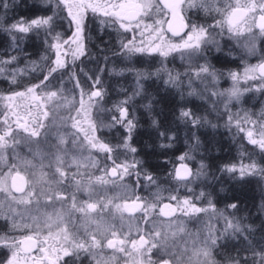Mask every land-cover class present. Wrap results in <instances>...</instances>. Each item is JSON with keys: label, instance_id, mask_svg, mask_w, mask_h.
<instances>
[{"label": "snow or ice", "instance_id": "1", "mask_svg": "<svg viewBox=\"0 0 264 264\" xmlns=\"http://www.w3.org/2000/svg\"><path fill=\"white\" fill-rule=\"evenodd\" d=\"M220 2L221 0H42V6L37 11L50 12V14L35 15L31 19L20 16L6 25L4 17L7 16L10 5L8 0H0V9L4 10L3 16H0V32L8 35L11 50L20 51L21 42L35 34L37 38L43 36L46 51H50L55 57L47 73L40 69L39 74L43 78L39 80V83L31 84L21 91H12L7 95L0 94V100L7 102L28 101V110L24 116L19 113L20 105L6 104L12 116L15 117L14 126L9 122L8 113H5L0 122L3 125L0 128V161H3L4 166L8 168L7 172L0 169L2 173L0 174V193L6 194L9 201L16 205L15 208L10 207L8 214L4 217L6 221H11L9 233L17 231L30 233L21 235L19 239L7 233L0 235V246L9 250L7 259L0 261V264H77V262L83 264L84 259H89L90 264L92 261L95 264H119L121 259H124L126 264H157V259H153L157 254H159V264H249V260L252 264H264V244L259 245L257 250L251 241L245 249L246 252H251L250 256H240L237 250L235 256L228 255L223 262L214 258V251L218 248H226V242L231 237H243L248 241L249 236L256 231L251 225H244L241 218L235 215L240 210L237 203H230L223 209H218L212 193L203 190L199 195L193 194L183 199H180L178 195H171L168 199L174 204L166 203L160 208V215L168 218L167 226L152 223L149 228L148 223L155 219L152 214L161 199L158 192L154 194L155 202L153 203H148L146 198L137 196L135 200L131 202L125 200L121 204L115 203L120 199L119 196H101L99 191L104 186L115 185L117 180L122 182L125 178H131L133 174L137 177V183L143 179L148 186L157 185L156 177L144 170V162L135 158L138 149L131 145L137 120L133 114H130L128 105L135 96L144 92L142 81L150 76L159 77L161 73H166L167 79L164 80V84L179 90L182 99L185 87L189 89L187 93L189 97L195 96L204 100L215 98L211 105L213 111H216V105L221 100L227 111L234 101L240 102L244 92L250 91L247 88L241 90L242 79L264 81V62L245 67L243 74L231 70L225 74L205 58V52L212 47H215L218 52L222 51L221 41L225 39V33L227 40H235L238 46H240V40L244 39L245 43L241 47L249 56L256 54V41H264V0H229L223 8L215 6ZM185 8L203 10L206 16H212L215 13L221 18L207 26L189 23L186 22L187 18L183 14ZM65 10L67 17L61 15ZM89 12L100 19L102 26L115 28L118 25V32L123 30L124 33H133L132 39L119 42L120 52L114 55L123 56L128 61L145 57L151 60L156 56L162 58L160 61L162 66L151 72L136 68H126L116 72L117 75L123 74L124 71L133 73L136 88L131 96L119 101L113 109L102 108L106 91L101 88V76L97 75L94 80L88 77L92 80L93 90L90 92L85 91L75 73L69 76V81L75 82L72 89L66 87L67 81L63 79L57 81L56 74L66 70V57L69 54L73 61L85 55L84 33L88 27ZM65 19L70 28L71 26L75 28L68 39H63V33L56 31ZM217 29L219 31H216ZM166 33L179 38V42H173ZM217 36L221 39L217 40ZM232 54L233 49L230 47L227 55ZM176 56H179L187 65L184 73H173L164 66L169 57L175 59ZM49 58L46 55L42 59L47 63ZM18 59L14 55L0 59V78H8L10 87H19L20 77L29 72H36L40 67L33 61L31 69L11 68ZM107 59L105 57V60ZM201 59L205 62L198 63ZM104 70L102 68L101 72ZM113 71L116 70L113 69ZM225 75L231 80L232 86L223 91L215 90L220 79ZM184 77H187L186 83ZM196 82L203 85V91L193 87ZM76 89L80 90L78 108H76L74 95ZM67 92L73 93L72 98L66 95ZM85 96L87 100L84 99ZM52 106L76 109V115L69 117L72 121L71 128L74 129L68 134L71 137V148L68 147V138L65 135H57L55 144L48 143L49 126L46 121L50 116L48 109ZM93 108H97L98 111L118 113V116H112V122L108 126L113 128L117 125L122 126L126 135L123 143L117 145L115 149L97 135V132H101L105 125L103 121L97 123L92 119ZM144 108L151 114L152 103L144 105ZM32 109L36 110L35 113ZM179 118L186 124L191 123L194 128L211 124L207 116L197 115L190 108L181 109ZM249 122L253 124L254 130L247 132L248 142L264 153V125H258L256 121ZM232 123L233 117L229 114L227 125L231 126ZM235 123L241 131H244L239 120ZM152 124L156 125L157 121L153 119ZM211 127L216 128L218 125L211 124ZM257 128L258 131L255 130ZM160 135L165 137L163 132ZM193 136L196 145H199V137L195 134ZM166 138L173 139L172 136H166ZM42 141L47 151L40 147ZM21 145L28 148L31 159L21 157L16 152ZM32 145L37 146L36 151L32 150ZM170 146V144L161 145V147ZM121 148L133 155L131 162L128 160L120 164L115 162L113 153ZM93 151L104 153L114 166L110 169L100 168V161L92 157ZM9 152L14 153L11 159L19 160V164L9 165L7 155ZM85 152L88 153L87 156L84 155ZM178 159L181 163L175 168L174 178L177 181L187 185L194 179L210 175L207 171L209 166L203 162L195 172L183 163L185 160L192 159L187 153ZM37 160L39 165L36 163ZM37 167H39V178L29 179V175L34 177L36 173H28V170ZM73 168L76 171L73 172ZM93 171H100L102 174L93 176ZM221 172L231 174L234 179L238 172L239 179H243L246 176L264 175V164L256 160L244 163L242 157L238 165L222 166ZM84 177H87V180ZM214 179L219 182L218 178ZM68 187L75 188L71 195L67 192ZM81 192L88 195V201L78 199ZM94 197L99 198L93 199ZM69 199L71 204L66 206ZM204 200H207V206L198 207V202ZM56 204H60L61 208L57 209ZM41 207L51 208L52 212H41ZM137 212L143 213L145 221L144 229L136 228L135 236L138 239L133 238L131 230L123 231L125 213L129 217H134ZM177 213L189 219L199 218L201 214L208 215L210 220H222L224 226L220 229L209 224L203 235L201 230L195 233L188 232L185 222L177 221ZM110 214L113 219L116 214L119 215L121 220L119 229L116 228L115 223L106 219V216ZM77 220L80 221V225L77 224ZM182 234H187L189 239L184 242L177 254L175 243L169 242L175 241ZM106 249L113 253L107 258L104 255ZM33 252L39 255L33 256Z\"/></svg>", "mask_w": 264, "mask_h": 264}, {"label": "trees", "instance_id": "2", "mask_svg": "<svg viewBox=\"0 0 264 264\" xmlns=\"http://www.w3.org/2000/svg\"><path fill=\"white\" fill-rule=\"evenodd\" d=\"M40 1V0H39ZM42 1V0H41ZM28 9L25 5H22L19 10H17V15H14V19H18L20 16H25L29 19L33 18L35 15H39V8ZM29 10V11H28ZM48 13V12H47ZM50 13V12H49ZM64 13L62 11L61 15ZM45 14V13H43ZM63 16V15H62ZM90 19V18H89ZM91 20V19H90ZM94 20V19H93ZM62 25L58 26L56 31L63 33V39H67L70 34L68 31L72 30V27L65 30ZM99 30L103 31L105 29L100 28L99 25H95ZM110 29L109 27H106ZM112 30V29H110ZM112 33V31L110 32ZM85 35V33H84ZM10 44V40H9ZM232 48V47H231ZM8 49V47H7ZM233 54L227 55L229 51V47H224L222 51L217 50H207L205 52V58L212 64L214 67L225 74L228 71H237L244 64V54L242 49L232 48ZM1 50V48H0ZM24 49H22V52ZM120 52V44L115 47L113 52H110V55H114V53ZM14 52L10 48V53ZM1 53V52H0ZM43 55L37 56L40 61L43 60L44 56H49V60L47 63H40V67L37 68L36 72H29L27 75L20 77V86L19 87H10L9 84L5 81L4 78H0V94L8 93L10 94L12 91H21L25 87L30 86L34 83H39V80L42 79V75H40V69L42 68L44 73H47L48 69L52 66V59H54V55L50 51H46L45 45L43 48ZM86 53V52H85ZM84 56V55H83ZM82 56V57H83ZM118 56V55H115ZM33 58V61L38 63V58ZM146 61L144 68L148 71H154L156 68H160L162 65L160 63L161 57L156 56L154 59L149 60L148 58H144ZM39 61V62H40ZM204 59L198 61V63H204ZM169 70L173 71V73L179 72L184 73L186 70V63L183 61H177V59H173V57H169L165 62V65ZM114 78H118L121 75L112 74ZM164 78L159 75L150 76L148 79L142 81L144 85V92L142 96L145 101L137 107V104L132 101L129 105V112L136 117L137 127L132 134L131 145L138 149V152L135 156L136 159L144 162L143 168L147 172L151 173L157 179V185L148 186L146 189L141 188V184L144 181L141 179L139 183H137V177L135 174L131 176V178H126L125 181L128 185L132 186L133 194H131L133 199H136L137 196L146 198L147 195H150L156 189H163L168 191V189H175L177 195H186L191 196L193 194L199 195L203 187H206L207 184L217 185L215 192L218 196L221 194L223 197L227 198L224 202L228 205V203H243L244 199L248 197L250 193H254V190H249L247 187L248 182L255 181L259 184L258 191L256 195V200L252 201V210L258 213V226L259 229L253 232L251 236H249L248 241L244 240L243 237L235 238L231 237L226 243V248H218L214 251V258L217 261H224L225 257L228 255L235 256L237 254V250H239L240 256L251 255V252H246L245 249L248 248V243L251 241L254 247L259 248V245L264 244V217H261V213L263 212L262 207L264 205V175H255V176H246L243 179H239V173L237 172L236 180H239L235 184V188L239 187V189H235L231 187L228 182L234 179L231 174L227 172H221V168L227 164H239L243 157L244 163H249L251 160H256L261 164H264V153L260 152V149L254 145H251L248 140L244 136V131H241L240 128L236 126V121L239 120L241 122V127L245 129L253 128V124L249 121H256L258 125L264 121V86L258 87L261 90H257L254 87H251L250 83L247 81H240L241 90L247 88L250 91L244 92V95L241 97L240 102H233L229 109L225 111L224 102L221 100L216 105V111L212 110V103L215 98H209L205 100L203 105L198 103H186L178 105V107H185L186 109L190 108L197 115L202 116V113L207 114V118L211 121V124H216L218 127L213 128L211 124L202 125L198 128H194L191 123H184L179 118V113H172L169 115L172 105L166 101H160L158 96L159 93L170 92L172 88L166 86L164 84ZM184 80L187 81V77H184ZM162 81L163 84L161 86V90L156 87L155 82ZM231 80L225 75L220 79L219 84L216 86L217 91H223L224 89H228L230 87ZM90 86V83L87 81L83 86L85 90H87ZM193 87L197 90L199 89L197 82L194 83ZM101 88L106 91V95L104 97L103 105L108 106V109H113L114 106L121 100L126 99V95L123 96L122 93L116 90H120L121 85L117 82L111 88H105L103 84H101ZM136 88V82L132 83V87L129 86L127 94L133 93ZM170 90V91H169ZM211 90V86H210ZM257 91V92H256ZM152 103V112L149 114L144 105ZM10 103V102H9ZM14 105H22V100H17L12 102ZM145 103V104H144ZM161 105V109H158ZM171 105V106H170ZM169 107V109H168ZM135 108V110H133ZM183 108V109H185ZM27 105L25 104L19 109V113L21 116L26 115ZM179 109L178 111H180ZM260 110V111H259ZM33 113H35V109H32ZM258 112V115L256 113ZM5 113L9 115V122L13 124V119L10 115H12L11 111L6 107V104L3 105L2 110H0V122H2ZM111 115H117L115 111H108ZM229 114L233 117V123L231 126L227 125ZM94 115V114H93ZM131 118V116H130ZM92 119L95 121V117L92 116ZM155 119L157 121L156 125L152 124V120ZM3 125L0 123V128ZM206 129L207 132H202L201 130ZM255 130H258L255 129ZM165 133V137H162L160 133ZM193 134L196 137H199V145H196ZM97 135L104 142L109 143L113 148L117 145H121L123 143V139L126 135L125 129L122 126L117 125L115 128L110 127L106 130H102L101 132H97ZM166 136H172V140H168ZM168 145L170 147H161V145ZM115 146V147H114ZM187 153L192 159L185 160L189 167L195 172L200 163L203 162L208 165L207 171L210 173L208 177H201L199 181L194 183L193 185L187 187L185 183L181 185L179 181L174 178L173 175V167L176 162L179 161L178 157ZM133 159V155L128 152V161L131 162ZM117 164H120L116 162ZM104 163H100L103 165ZM110 164H113L112 162ZM214 178H218L214 179ZM224 180V181H223ZM261 183V184H260ZM191 189V191H189ZM233 192L236 197L233 196ZM252 193V194H253ZM213 200L218 196L212 195ZM169 197L167 194L160 196V201L168 200ZM223 198V199H225ZM207 200L203 202H198L197 206H202L205 204ZM155 202V200H154ZM137 212L135 214L136 217H140ZM155 218H160L156 211L153 213ZM6 215H4L5 217ZM3 216H0V235L10 234L14 235L17 239L20 238L21 235H24L27 232H14L9 233V226L11 221L5 220ZM140 222V221H139ZM251 226L253 223H249ZM247 235V234H245ZM222 243H224L222 241ZM9 255V250L0 246V261L6 260ZM33 256H38L39 253L33 252ZM158 259V258H155ZM119 263H121L119 261ZM79 264V262H77ZM83 264H90L89 259H84ZM91 264H95V262H91ZM249 264H252V261L249 260Z\"/></svg>", "mask_w": 264, "mask_h": 264}, {"label": "rangeland", "instance_id": "3", "mask_svg": "<svg viewBox=\"0 0 264 264\" xmlns=\"http://www.w3.org/2000/svg\"><path fill=\"white\" fill-rule=\"evenodd\" d=\"M228 2H229V0H221V2L215 6L223 8ZM8 3L10 5V7H9V9H7V16L4 17L6 25L13 22V20H14L13 16L17 15L16 12H17V10L20 9V7L22 8V5H25L30 10L32 9L31 7L40 8L42 6L41 0L40 1L39 0H8ZM3 12H4V10L0 9V16H3ZM41 14H43V13L39 12V15H41ZM46 14H50V13L48 12V13H45V15ZM62 15L64 17H67L66 10L64 11V13ZM155 18H159V17H155ZM149 22H151V21H149ZM87 24H88V27L85 29V35H84L85 36L84 43H85V47H86L85 55L83 57L81 56L78 60L73 61L71 54H69L66 57V60H67L66 70H61L56 74L57 75V81H59L60 79L67 81L66 87L68 89H72L75 82L69 81V76H70V74L75 73L78 76V78L80 79L82 86H84L87 81L90 83V86H89L90 88L85 90L86 92H90L93 90L91 87L92 80H89L88 77H92V79L94 80L95 77L97 75H99V76H101L102 84L105 86V88H111V87H113V85L115 83L118 82L121 85V88H120V90H116V91H119L120 93H122L123 96H125V95H126V97L131 96L132 93L127 94V91H128L129 86L132 87V83L136 82L134 74L130 73L128 71H124L123 74H120L121 76L118 78H114L111 75L112 74L117 75L116 72H118L121 69H126V68H136V69L147 68L145 66L147 60H145L144 58H134L133 61H128L123 56L110 55V52H113L115 47L120 44L119 42L121 40L126 42L127 40L132 39L133 33H131V32L124 33L123 30H119V32H118L117 31V29L119 27L118 25H116L115 28L109 27V26H102L100 23V19L97 16H93V14L90 12L88 13ZM95 25H99L100 28L105 29L104 32L99 30ZM62 27L65 30L69 29L70 26H69L67 19L64 20ZM71 27H72V30L68 31L70 34L69 37L72 36V32L75 30L74 26H71ZM106 27H109L112 30L107 29ZM111 31H112V33H110ZM232 41L237 45L235 40H232ZM244 43H245V40L241 39L239 42V45H240L239 47H241ZM258 43H259V40L256 41L257 45H258ZM7 47H8V49H7ZM0 48H1L0 59H6L7 56H9V55H14V56H17L19 58L18 62L13 64L11 66V68L19 67V68L31 69V67H32L31 62H33V58L35 59L37 56H41L44 54L43 53V48H44L43 36H41L40 38H37L35 34H32L30 36V38H27L25 41L21 42V44H20L21 50L20 51H14V52L10 53L9 37L6 33L0 32ZM22 49H24L23 52H22ZM256 49H257V51H256L255 55H258L260 52L258 46H256ZM242 52L244 54V59H242V60H244V64L242 65V67H240L237 70V72H239L241 74H243L245 67L254 66L257 62V59H252V58L249 59V55H246L243 49H242ZM117 53H119V51H117ZM105 57H107L108 59L105 60ZM37 58H38V60H37L38 64L43 63V60L40 61L39 60L40 58L39 57H37ZM176 59H177V61L178 60L181 61L179 56H176L175 60ZM102 68L105 69L103 72H101ZM113 69H115L116 71L114 72ZM160 76L163 77L164 79H167L166 73H161ZM4 79L8 84V78H4ZM242 81H246V80L242 79ZM186 82L187 81H185V83ZM247 82H249L251 87H254V88L264 86L262 84V82H264V81H260L259 79L247 80ZM159 83L163 84L162 81H160ZM159 83L157 81L155 82L156 87L161 90V88H160L161 86L159 85ZM197 84L199 87L198 91H203V85L200 84L199 82H197ZM231 86H232V82L230 83V87ZM188 91H189V89L187 87H185L183 89V93H184L183 99L181 98L180 91L173 89V88L170 92L159 93L158 98L162 102L166 101V102L170 103L171 105L173 104L172 108L170 110L171 113H169V115H171L172 113H176V112H177V114L178 113L180 114V111H178V110L183 109L185 107L181 108V107H178V105L182 104L183 102H186V103L191 102L194 104L198 103L200 105L204 104L205 100L201 99L200 97H195V96L189 97L187 95ZM7 94L8 93H5L4 95H7ZM66 95L69 98H72L73 93L67 92ZM74 95L76 98V108H78L79 107V100H80V90L76 89ZM84 99L87 100V96H85ZM132 101H134L137 104V107L139 108V105L142 104L145 101V99L141 94L139 96H135ZM7 103H9V102L4 101V100H0V110H2L3 105H5ZM10 103H12V102H10ZM15 103H17V100L15 101ZM25 104L27 105L28 101L22 100L21 107L24 106ZM102 108L108 109L109 107L102 104ZM161 108L162 107L160 105L158 109H161ZM168 109H169V107H168ZM48 110L50 112V116L46 121L47 125L49 126L48 143L49 144H55L56 143L55 137L57 135H65L66 138H68V147L71 148L72 147L71 137L68 136V134L73 132L74 129L71 128L72 121L69 119V117L76 115V109L72 108L71 110H69L68 108H57L55 106H52ZM133 110H135V108H133ZM174 111H176V112H174ZM93 114H94L93 116L96 118L95 121L97 123H99L100 121H103V123L105 125L103 130L110 128L108 125L111 124L113 115L109 114L108 111H98L97 108H93ZM201 115L204 116L205 113H202ZM10 116L13 119V126H14L15 117L12 115H10ZM117 116H118V113H117ZM206 116H207V114H206ZM260 125H264V121L262 123H260ZM249 130H254V129L248 128V129L244 130V136L246 139H247L246 134ZM258 130H256V131H258ZM201 131L207 132L206 129H203ZM81 139H82V136H81ZM31 147H32L33 151H36V148H37L36 145H32ZM40 147L42 149H44L45 151L48 150L46 148L45 144L43 143V141H42ZM16 152H18L21 157H27L28 159L32 158L28 152V148L23 146V145L18 147L16 149ZM7 155L9 157V160H8L9 165L11 163H17V164L20 163L19 160L13 161L11 159V156L14 155V153L9 152V153H7ZM84 155L87 156L88 153L85 152ZM92 157L94 159L99 160L100 163H101V161H102V163H104L103 165H100V168H104L107 166H110V167L114 166L113 164H110L111 161H109L107 159V157L104 153H98L96 151H93ZM113 157L115 158V162L122 163L125 160H128V152H125L121 148L117 151H114ZM36 163H37V165H39L38 160L36 161ZM45 163H46V161H45ZM0 169H2L3 172L8 171V168L4 166L3 161H0ZM45 171H47V169H45ZM72 171L74 172V171H76V169L73 168ZM32 172H35L36 175L34 177L29 175V179H32V180L38 179L39 178V167H37L36 169H29L28 170V173H32ZM0 174H2V173H0ZM101 174L102 173L100 171H93L92 172L93 176H98ZM77 179H80V177H77ZM84 179L87 180V177H84ZM125 179L122 182L117 180L115 185L110 184V185H107V186L100 188L99 189L100 195L106 196V197L119 196L120 199L116 200L115 203H121V204L125 200L133 199L131 196V194H133L132 186L128 185L126 183ZM200 179H201V177L199 179L192 180L191 182H189L187 184V187L193 185L194 183H196ZM238 181L239 180L232 179V181H229L228 184L231 187L235 188V184ZM180 184L183 185L184 182H181ZM247 187L249 188L248 191L254 190V193L253 192H252L253 194L250 193L248 195V197L243 200L244 201L243 203H240V204L238 203L240 210L238 212H236L235 215L237 217L241 218L242 223L244 225H250L249 223L251 222V223H253L252 227L254 229H259L258 220L260 218L258 217V213L254 212L252 210V201H251V200L254 201V199L256 200V197H258L256 195V193L258 191L257 187H259V184H257L255 181L248 182ZM141 188L142 189L147 188L145 181L142 182ZM216 188H217V185L207 184L206 187H203L199 191L203 190L205 192H211L212 195L214 194L215 196H218L216 193H214ZM235 189H239V187H237ZM74 191H75L74 187H68L67 188V192L69 195H71V193ZM157 192L159 193V196H163L165 194H167L169 197L171 195H177L175 189H168V191H165V190L159 188V189H156L155 191H153L150 195L146 196L148 203L154 202V200H155L154 194ZM236 195L237 194H235L233 192V196L236 197ZM178 196L180 197V199H183L184 197H186V195H181V194H178ZM98 198L99 197H94L93 199H98ZM223 198H225V197H223L221 194L215 198L214 202L216 203V207L218 209H223L227 205L224 202V200H226L227 198H225V199H223ZM78 199L80 201H88L89 197L85 193L81 192L78 195ZM167 199H168V197H167ZM70 204H71V200L69 199L66 202V206H70ZM206 206H207V201L201 207H206ZM10 207L15 208L16 205L9 201V199L6 197V194L0 193V216L4 217V215H7ZM33 207L35 208V206H33ZM55 207L57 209H60L61 205L56 204ZM198 207H200V206H198ZM262 210H263V212L261 213V217L263 218L264 217V205L262 207ZM40 211L41 212H45V211L46 212H52V209L51 208L45 209V208L41 207ZM155 211L157 214V208L155 209ZM138 214L140 215L139 218L136 216L129 217V216L125 215L124 220H123V231L129 232V230H131V232L133 233V238H136V239H137V236H135L136 228L140 227L141 229H144V227H145V221L143 218V213L139 212ZM152 215H154V214H152ZM154 218H155V216H154ZM17 219H19V218L17 217ZM106 219H108L109 222L115 223L117 229H119L121 227V220H120L118 214L115 215L114 219H113V216L111 214L107 215ZM176 219H177V221H184L185 222L188 232L195 233L197 230H201L202 235L206 232L207 226L209 224L215 225L217 228H220V229H222L224 226V222L222 220H218V219L210 220L208 215H203V214H201L199 216V218L189 219L187 217H184L182 214L177 213ZM152 223H156L157 225L164 224L166 227L168 224V219L162 220L161 218H155L154 220H150L148 223L149 228H151ZM77 224L80 225L79 220H77ZM53 232H55V229H53ZM27 234H30V233H25L24 235H27ZM44 234L46 235L47 233L45 232ZM188 239H189V237L187 234H182L181 236L177 237L175 241H170L169 243L170 244L175 243V245H176L175 250L177 251V254H179V251L183 247L184 242ZM171 250L172 249L170 248V251ZM158 256H159V254H157V256H154L153 259L158 258ZM165 258H167V257H165Z\"/></svg>", "mask_w": 264, "mask_h": 264}, {"label": "flooded vegetation", "instance_id": "4", "mask_svg": "<svg viewBox=\"0 0 264 264\" xmlns=\"http://www.w3.org/2000/svg\"><path fill=\"white\" fill-rule=\"evenodd\" d=\"M185 15V17L187 18L186 22H189V23H196V24H203L205 26L207 25H211L215 22L216 19H220L221 17L215 13L212 14V16H206L204 11L203 10H200V11H197V10H189L187 8H185V11L183 13ZM259 14V13H257ZM161 18V17H159ZM216 31H219V29H217ZM258 31V30H257ZM183 35V34H182ZM166 36L170 39L173 40V42H179V38H176V37H172L171 34L169 33H166ZM227 34L225 33V39L221 41V45H222V49L224 47H232L234 49L236 48H239V49H242L241 47L237 46L233 41H229L227 40L226 38ZM221 38L219 36H217V40H220ZM256 46H258L259 48V54L258 55H254V56H249V59H257V62L255 65H257L259 62H261L262 60H264V41H261L259 40V43L258 45L256 44ZM209 50H216V48L212 47L211 49ZM176 58V57H175ZM262 84L264 85V82H262ZM256 88V87H255ZM257 89V88H256ZM257 92V91H256ZM260 111V110H259ZM256 115H258V112L256 113ZM110 166H107V168H109ZM18 195V194H17ZM163 201V200H162ZM170 201V200H169ZM174 204V202H172ZM126 216H128L127 213H125ZM162 220H167L168 218H162L160 217ZM83 231V228H81V232ZM111 238V237H109ZM138 239V237H137ZM113 253L111 250H105V258L111 256ZM159 260H157L158 262ZM94 262V261H92ZM121 263L119 264H126L125 260L124 259H121L120 260Z\"/></svg>", "mask_w": 264, "mask_h": 264}, {"label": "water", "instance_id": "5", "mask_svg": "<svg viewBox=\"0 0 264 264\" xmlns=\"http://www.w3.org/2000/svg\"><path fill=\"white\" fill-rule=\"evenodd\" d=\"M257 15H259V14H257ZM170 18V17H169ZM167 27V25L165 24V28ZM169 34H171V33H169ZM261 62H264V60H262ZM261 62H259V63H261ZM258 63V64H259ZM181 163V161H178V162H176L175 164H174V167H173V175H174V177H175V168L176 167H178L179 166V164ZM183 163H185V164H187L186 162H183ZM188 165V164H187ZM188 167H189V165H188ZM110 168H112V167H109V169ZM190 168V167H189ZM133 200H135V199H128V201L129 202H131V201H133ZM124 203V201L122 202V204ZM166 203H172L171 201H169V200H163V201H160L159 203H158V205H157V213H158V215L160 216V217H162V218H167V217H163V216H161L160 215V208L163 206V204H166ZM175 206V205H174ZM157 264H159V261L157 262Z\"/></svg>", "mask_w": 264, "mask_h": 264}]
</instances>
